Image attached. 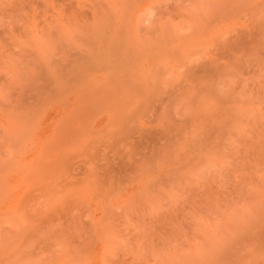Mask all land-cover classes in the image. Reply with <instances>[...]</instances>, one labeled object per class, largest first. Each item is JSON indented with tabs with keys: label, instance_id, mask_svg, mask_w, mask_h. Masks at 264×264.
<instances>
[{
	"label": "rangeland",
	"instance_id": "rangeland-1",
	"mask_svg": "<svg viewBox=\"0 0 264 264\" xmlns=\"http://www.w3.org/2000/svg\"><path fill=\"white\" fill-rule=\"evenodd\" d=\"M0 264H264V0H0Z\"/></svg>",
	"mask_w": 264,
	"mask_h": 264
}]
</instances>
